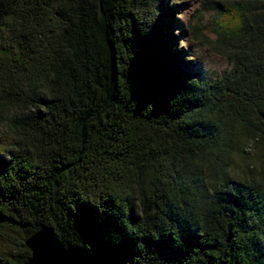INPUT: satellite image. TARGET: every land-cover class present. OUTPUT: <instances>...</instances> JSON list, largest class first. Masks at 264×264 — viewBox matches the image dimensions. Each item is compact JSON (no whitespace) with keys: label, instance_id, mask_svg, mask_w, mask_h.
Masks as SVG:
<instances>
[{"label":"trees","instance_id":"trees-1","mask_svg":"<svg viewBox=\"0 0 264 264\" xmlns=\"http://www.w3.org/2000/svg\"><path fill=\"white\" fill-rule=\"evenodd\" d=\"M167 1L0 0V264L42 228L97 264H264V168H231L264 147V0H213L209 84Z\"/></svg>","mask_w":264,"mask_h":264},{"label":"rangeland","instance_id":"rangeland-1","mask_svg":"<svg viewBox=\"0 0 264 264\" xmlns=\"http://www.w3.org/2000/svg\"><path fill=\"white\" fill-rule=\"evenodd\" d=\"M166 6L171 23L165 29L164 42L175 63L202 83H212L228 74L232 65L214 48L216 37L212 22L216 4L213 0H168ZM240 154L233 155L234 175L244 176L248 166H254L257 171L264 168V147H248L244 155ZM20 241L18 234L6 231L0 238V257L10 253L21 259V253L18 255Z\"/></svg>","mask_w":264,"mask_h":264},{"label":"water","instance_id":"water-1","mask_svg":"<svg viewBox=\"0 0 264 264\" xmlns=\"http://www.w3.org/2000/svg\"><path fill=\"white\" fill-rule=\"evenodd\" d=\"M30 253L27 264H97L90 252L61 245L51 228H42L24 241Z\"/></svg>","mask_w":264,"mask_h":264}]
</instances>
